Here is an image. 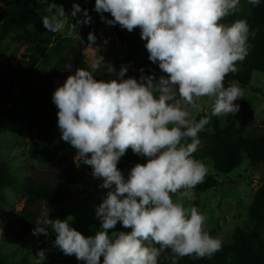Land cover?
I'll return each instance as SVG.
<instances>
[{
    "label": "clouds",
    "instance_id": "1",
    "mask_svg": "<svg viewBox=\"0 0 264 264\" xmlns=\"http://www.w3.org/2000/svg\"><path fill=\"white\" fill-rule=\"evenodd\" d=\"M261 0H249L258 6ZM240 0H95L94 10L111 26L132 32L140 29L148 59L164 75L97 80L93 73L104 64L97 55L91 70L77 67L52 95L61 139L77 150L78 162L90 166L93 178L109 189L95 209L100 230L85 237L72 228L69 217L38 219L33 235L55 233L54 247L86 264H158L170 250L171 264L179 258L212 257L223 242L205 230L207 217L185 201L195 199L194 188L204 182L208 166L194 157L198 133L208 124L193 111L200 101H211V115L227 117L239 111L235 101L244 93L237 81L227 87V74L249 54L246 20L221 21L238 10ZM41 22L46 31L80 39L77 28L91 23L87 9L73 2L69 23L62 5L48 2ZM102 13H109L107 19ZM96 37L88 34L89 49ZM107 43V41H104ZM71 68V65L68 66ZM109 72L115 71L108 69ZM147 158L128 172L117 164L126 151ZM176 197L173 199V197ZM130 232L109 235L117 223ZM2 232V229H0ZM45 259V250L36 254Z\"/></svg>",
    "mask_w": 264,
    "mask_h": 264
},
{
    "label": "rangeland",
    "instance_id": "2",
    "mask_svg": "<svg viewBox=\"0 0 264 264\" xmlns=\"http://www.w3.org/2000/svg\"><path fill=\"white\" fill-rule=\"evenodd\" d=\"M5 1L7 0H0V7L4 5ZM48 2L62 5L66 15H69V23H75V19L70 17L72 4L75 1L38 0L35 11L41 18L46 15L44 9ZM78 4L82 9L88 10L91 21L98 22L101 34L92 45L96 50L88 48V37L84 33L87 25L78 26L77 32L80 39L55 34L49 44L44 46L33 67H31V63L29 64L30 59L28 58L31 44L22 36L5 39L0 44V124L3 127L0 133V156L10 167L11 174L15 179L14 187L4 189L1 193L0 264H44L56 258V255L46 249L55 240V233L50 229L47 237L43 234L33 235L34 228L21 238H17L18 232H5L6 229L12 231L8 224L23 207L24 196L21 185L26 178L52 180L58 176L64 166L72 164L79 174V195L65 201L62 213L46 202L35 205L34 209L40 212L39 219L44 218L47 214L50 219L64 220L72 217L73 219L69 220L70 226L85 237L94 236L100 230V221L95 216V209L109 189L99 187L103 181L93 178L90 166L78 162L77 150L61 139L59 129H51L49 134L53 141L48 148H42L37 153V156L42 158L40 161L34 159L30 152L34 142L39 143L40 148L44 144L42 135L38 133L35 125L38 120L37 111L42 106L38 98L42 92L43 94H53L55 89L61 86L67 76L71 74L70 72H74L72 70L73 62L68 56V52L76 40L83 42V61L89 70H91L90 62L93 58L97 55L103 57L104 64L93 73L95 79L119 80L116 73L119 72L121 65L128 66L124 79L129 77L139 79L140 76L131 65L130 46L121 43L114 34L113 26L101 20V14L94 10L95 0H82ZM102 15L107 19H112L109 13H102ZM69 65L71 68L68 67ZM110 68L115 71L109 72ZM11 72H16L17 75L12 76ZM158 75L161 76L164 73L158 71ZM242 90L243 98L234 103L238 104L247 115V133L261 135L264 133V76L253 72L249 85ZM199 103L200 109L193 111L195 119L197 116L201 119L211 115L209 98L205 97ZM57 111L58 109H56V114ZM215 117L218 118L222 126L229 120V116ZM194 157L200 159L197 155ZM202 161L208 166L207 175L216 176L219 184L214 189L205 192L193 190L195 199L184 203L185 206L190 204L196 206L198 211L207 217L205 230L210 235L229 243L232 241L235 229L253 228V223L247 216V208L255 191L264 183V164L256 170H251L247 165V160L244 159L243 163L233 172L227 175H217L210 162ZM133 166L125 165L120 169L125 178ZM175 198L174 196L173 199ZM108 231L111 235L118 231L130 232L131 229L124 228L118 222L115 228ZM40 247H45L43 261L36 258L38 251L35 249ZM163 254L164 251L161 252L158 261L163 260Z\"/></svg>",
    "mask_w": 264,
    "mask_h": 264
},
{
    "label": "trees",
    "instance_id": "3",
    "mask_svg": "<svg viewBox=\"0 0 264 264\" xmlns=\"http://www.w3.org/2000/svg\"><path fill=\"white\" fill-rule=\"evenodd\" d=\"M72 1L79 3L82 0ZM37 2L38 0H7L0 7V44L5 39L22 36L31 44V51L28 54L31 67L37 63L44 46L48 45L52 37L55 36L54 33L44 29L42 18L35 11ZM240 19L246 20L250 33L254 32L255 36H249V54L244 61L236 64L237 71L226 75L225 87L232 81H237L241 88L247 87L253 72L264 76V0H261L258 6H253L249 0H240L238 10L225 17L221 23L231 24ZM113 28L118 40L130 46V62L134 70L141 75L140 70L143 69L144 75L154 74L156 78H159L158 71L161 70L158 64H153L148 59V52L144 46L146 41L141 39L140 29L135 28L132 32H128L126 29L120 28L119 25H115ZM90 32L96 38L101 34L96 20L91 21L84 30L87 37ZM82 50L83 42L80 40H76L69 49L68 56L73 62V71L77 67L89 70L83 61ZM11 75L17 74L11 72ZM40 95L38 99L42 106L37 111L38 120L35 125L38 133L42 135L44 144L40 148V144L34 142L30 148L32 157L38 161L42 158L37 156V153L42 148H48L53 141L49 134L51 129L58 128V118L55 113L57 108L52 100L53 94H43L42 92ZM51 117L52 119H50ZM206 117L209 122L198 133L200 147L194 156L197 155L200 159L210 162L217 175H227L233 172L243 163L244 159L247 160V165L251 170H256L264 164V133L261 135L247 133V115L240 107L237 113L229 115L228 122L223 126L215 116L208 115ZM196 120H200L199 116ZM2 130L3 127L0 124V133ZM146 161L147 158L133 153L129 148L120 158L117 167L120 170L125 165L144 164ZM14 183L15 179L11 174L10 167L0 156V199L2 191L13 188ZM218 184L216 176L206 175L204 182L198 184L194 190L205 192L214 189ZM78 186L79 174L72 164L64 166L58 176L52 180L26 178L21 185L24 196L23 207L8 224L12 231L6 229L5 232H18L17 238H21L26 232L33 229L40 218V212L34 209V206L41 202H46L62 213L65 201L79 195ZM247 216L253 223V228L235 229L232 241L229 243L222 241L221 250L212 257L185 256L179 258L178 264H264V183L255 191L247 208ZM44 249L45 247H40L35 251ZM46 249L56 255V258L44 264H86L83 260H77L74 255L63 254L53 244H49ZM171 256L170 250H165L163 260L158 261V264H171ZM100 259L102 264L103 257Z\"/></svg>",
    "mask_w": 264,
    "mask_h": 264
}]
</instances>
